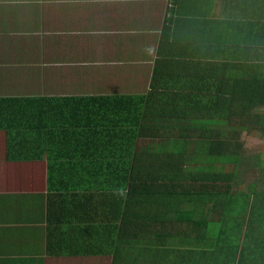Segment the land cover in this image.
Masks as SVG:
<instances>
[{
	"label": "crops",
	"instance_id": "1",
	"mask_svg": "<svg viewBox=\"0 0 264 264\" xmlns=\"http://www.w3.org/2000/svg\"><path fill=\"white\" fill-rule=\"evenodd\" d=\"M263 26L264 0H0V97L130 95L151 104L195 93L209 103L221 88L187 79H225L223 92L233 93L232 80L254 71L250 62L264 66ZM246 48H259L262 60H248ZM200 110L181 121L152 118L151 126H169L159 130L169 137L164 153L179 152L175 141L221 135L218 124L188 128ZM233 124L226 131L235 132ZM246 132L238 141L256 137ZM5 153L0 144V264H264V199L259 206L232 199L230 210L211 199L195 210L184 182H132L110 200L111 177L102 180L103 207L89 211L102 223L72 242L89 252L64 250L47 210L45 161H10Z\"/></svg>",
	"mask_w": 264,
	"mask_h": 264
},
{
	"label": "trees",
	"instance_id": "2",
	"mask_svg": "<svg viewBox=\"0 0 264 264\" xmlns=\"http://www.w3.org/2000/svg\"><path fill=\"white\" fill-rule=\"evenodd\" d=\"M261 30L264 32V26ZM259 39L262 38L255 37L256 42ZM246 49L248 60H262L259 48L251 52ZM241 64L237 65L240 69ZM252 66L255 69L251 76L232 80L236 88L230 94L223 92L224 85L229 84L225 79H187L188 85L221 88L212 94L216 98L212 100L210 95L205 104H201L202 95L195 93L171 95L164 101L158 98L151 104L147 97L130 95L0 97V144L10 152L5 153L7 160L45 161L49 219L60 227L55 238H62L63 249L71 252L72 242L85 237L88 226H94V221L102 223L101 219H93L89 211L91 206L102 209V180L109 177L110 200L119 196L117 192L127 181H167L185 183L183 192L195 210L209 206L211 199L218 209L224 210H230V203L236 198L252 200L259 206L264 199V184L259 181L264 176V115L248 109L251 103L264 105V66L257 61L250 62L249 70ZM202 68L210 69V65ZM199 73L204 72L195 69L194 74ZM193 107L201 109L202 118H189L198 124L188 128L210 130V124H218L223 128L221 135H213L215 131L210 130L209 138L213 140L175 141L179 152L164 153L169 137H163L159 130L169 126L159 123L170 117L181 121ZM152 118L159 123L149 125ZM231 123L235 132L226 131ZM242 130L249 135V131H254L251 135L263 140L252 166H246V159L242 158L244 142L238 141ZM150 138L153 142H148ZM143 146L148 148L146 153L137 149ZM201 148L204 153H198ZM254 175L257 182H249ZM243 181L248 182L239 189L238 184ZM235 183L238 190H232ZM96 199L101 203H93ZM80 209L83 213H79ZM107 225L114 230L113 225ZM76 251L89 252L85 248Z\"/></svg>",
	"mask_w": 264,
	"mask_h": 264
},
{
	"label": "rangeland",
	"instance_id": "3",
	"mask_svg": "<svg viewBox=\"0 0 264 264\" xmlns=\"http://www.w3.org/2000/svg\"><path fill=\"white\" fill-rule=\"evenodd\" d=\"M238 14V17L239 16H242V13H237ZM253 111L256 112V115H264V106L263 105H255L254 108H253ZM213 130H215L213 128ZM240 138H243L244 137V134L241 133L239 135ZM158 141V140H157ZM263 140L260 139V138H257V137H249V138H246L245 140V143H243L244 145V157H243V154H242V158L246 159L244 160V163H246V166H252L254 163H256L257 161V157L259 155V153L257 152L258 149H259V144L262 143ZM153 144L150 145V147L152 146ZM250 157V158H249ZM130 176H128V179H129ZM257 177H255V175L249 180V182H257ZM260 184L263 185L264 184V176H261L260 179ZM248 182V181H243V182H239V186L243 187V185ZM132 183V182H131ZM126 184H130V182H126Z\"/></svg>",
	"mask_w": 264,
	"mask_h": 264
}]
</instances>
